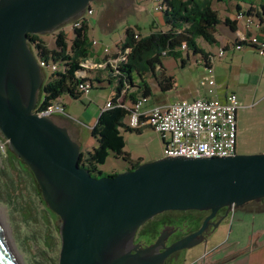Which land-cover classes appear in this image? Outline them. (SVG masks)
Here are the masks:
<instances>
[{
	"label": "water",
	"instance_id": "water-1",
	"mask_svg": "<svg viewBox=\"0 0 264 264\" xmlns=\"http://www.w3.org/2000/svg\"><path fill=\"white\" fill-rule=\"evenodd\" d=\"M98 1L0 0V133L61 220L59 264H164L170 255L203 243L199 236L221 210L264 199V153L163 157L103 177L81 167L80 144L68 129L35 112L44 72L30 36L55 34ZM171 211L210 215L196 233L152 257V249L135 244L136 235ZM0 264H22L1 222Z\"/></svg>",
	"mask_w": 264,
	"mask_h": 264
},
{
	"label": "rangeland",
	"instance_id": "rangeland-1",
	"mask_svg": "<svg viewBox=\"0 0 264 264\" xmlns=\"http://www.w3.org/2000/svg\"><path fill=\"white\" fill-rule=\"evenodd\" d=\"M110 0H101L92 4L95 9V19L101 17L104 11V5L108 6ZM247 2L248 0H242ZM111 11L112 17L117 18L116 28L108 35H104L101 27L97 25L96 37L106 39L108 44L114 49V42L126 36V28L137 27L140 24V31L148 33L150 27L146 24V17L139 16L132 9L120 11L124 0L113 2ZM112 7V6H110ZM213 8H218L217 3ZM67 29L74 34L73 24L65 25L61 29ZM60 29V30H61ZM169 29V27H168ZM167 28L162 31H167ZM217 42L209 44L203 39L198 40V44L205 52L215 56L213 61V71L208 74V69L203 65L202 55H194L190 52V62L188 68L176 74L174 78L177 81L176 89L167 93H159L151 97L152 103L158 105H172L182 100L192 101V92L196 90L227 92L236 94L240 102L238 111V138L237 154L238 155H256L264 153V81L259 85V78L263 71L260 70L254 83L248 85L247 82L240 81L241 73H247V67L250 63H259L264 67V55L259 52H248L243 55L235 51L233 45L236 43L233 38V32L223 24L217 27ZM55 34L41 35L40 38L47 44L50 49H55ZM107 36V37H106ZM226 38L231 39L233 43L226 49L224 55H220L221 49H225ZM69 45L71 39L69 38ZM186 56V55H185ZM165 58V57H164ZM163 58V59H164ZM244 62L242 63L241 61ZM172 59L166 58V61ZM202 64V65H201ZM169 67V65H168ZM179 67L181 63L179 62ZM170 68V67H169ZM181 69V68H179ZM180 71V70H178ZM51 71L44 72V83ZM212 77L215 82L214 87H209L203 83L205 77ZM135 79L139 77L135 75ZM150 80V78H148ZM256 84V85H255ZM156 86L154 85V88ZM108 90L93 89L90 96L107 95ZM180 95V96H179ZM88 97L83 99H74L69 94H64L59 98V102L66 106V116L71 120H76L83 127L84 121L82 115L88 105ZM90 98V97H89ZM42 99V92L39 94V103ZM63 118L55 115L54 119ZM84 128L85 139H89V132ZM143 133L127 132L121 129L125 138L126 150L132 153L134 157H141L145 162H151L165 157V143L163 137L155 132L153 128L146 127ZM128 166V163L122 159H117L111 155L108 159L107 169L122 168ZM122 170V169H121ZM108 176V175H105ZM264 203V201L262 202ZM0 209L6 219L7 225L11 230L12 241L16 258H19L22 264H59L61 251L60 225L61 220L53 211H51L42 198L39 186L29 168L20 160L9 148L8 141L0 133ZM197 213L188 212L186 216L196 215ZM177 216V214L172 213ZM181 215V214H180ZM164 216V215H163ZM223 235L218 241H206L201 246V257L204 252H211L218 245H232L236 240L245 242L249 240L252 232L264 230V214H255L245 207L237 208L219 227ZM11 242V241H10ZM12 243V242H11ZM191 250L181 252L188 256V259L181 264H197L198 253L194 257L188 254Z\"/></svg>",
	"mask_w": 264,
	"mask_h": 264
},
{
	"label": "trees",
	"instance_id": "trees-1",
	"mask_svg": "<svg viewBox=\"0 0 264 264\" xmlns=\"http://www.w3.org/2000/svg\"><path fill=\"white\" fill-rule=\"evenodd\" d=\"M213 1L163 0L165 10L162 14L166 25L169 27L167 31L157 30L142 35L138 27H128L125 32L126 39L123 48L129 49L130 54L128 55V62L118 69L113 79L116 89L112 101L116 102V99L123 92H125V100L130 103H135L136 97L139 95L142 98L153 97V91L148 82L150 76L156 80L161 92L171 91L175 85V80L173 77L164 75L165 68L162 64L164 57L174 58L181 63V66L185 67L188 60L187 56L192 52L194 55H202L203 65L209 68L211 54L206 53L199 46L198 40L203 39L209 44L216 43V29L221 24L230 26L235 31L234 25L229 19L222 21L218 11L213 8ZM217 1L222 3L229 0ZM246 3H249V0ZM261 10L264 11V5H262ZM238 12H242V10ZM244 12L247 17L257 18L262 28L264 21L261 14L258 13L256 17L252 7ZM73 31L75 37L69 45L67 34L65 31L59 30L55 35V49H50L39 35L30 36L31 43L36 44L38 58L46 63L60 66V71L52 72L50 76L46 77L48 81H45L41 91L40 106L42 108L59 100L64 94H69L74 99L80 98L76 92L78 86L76 74L81 70V64L89 55L88 20L84 19L81 27L75 28ZM137 35L138 38H136ZM259 40L264 43V39ZM183 45L186 46L185 50L182 49ZM135 75L139 77L137 86L134 85ZM110 82L113 84V81ZM132 88H136L135 93H130ZM128 114V109L116 104L103 111L99 116L91 131L98 146L92 152L82 154L80 161L81 167L87 169L93 177L104 176L99 167L107 162L110 155L127 162L131 170L138 168L143 163L142 160L133 161L131 155L125 152L126 143L121 129L127 132L142 133L140 128L130 129L126 125L125 121ZM263 201L264 199L251 202L244 207L253 213H261L264 212ZM224 210H221L219 214H223Z\"/></svg>",
	"mask_w": 264,
	"mask_h": 264
},
{
	"label": "crops",
	"instance_id": "crops-1",
	"mask_svg": "<svg viewBox=\"0 0 264 264\" xmlns=\"http://www.w3.org/2000/svg\"><path fill=\"white\" fill-rule=\"evenodd\" d=\"M124 1H125V5L119 8V10L126 11L127 9L133 8L137 12V14L141 16L140 17L141 19L142 17H146L145 22L150 27V30L147 34H149L152 31L164 30L166 28L168 29V26L166 25L164 21L163 14L155 11L154 9L155 5L152 1H149V0H124ZM113 2L114 1L110 0L107 7L106 5H104V11L102 12L101 17L99 18L97 17L96 19L94 17L88 18L89 55L84 61L90 67L94 68V70L91 71L92 75L96 78L97 82H99L101 85L100 87H97V89L108 90L109 91L108 94L103 95V96H101V94L90 96L89 94V97H90V98L88 97L89 102L85 108L84 114L82 115L83 121L85 123L84 124L85 127H83L82 125L80 126L76 120H71L68 116L60 115L63 118H59V120H55L53 118L54 121L58 125L68 129L72 139L80 144L82 154L92 152L98 146V143L96 139L92 136L91 131L93 127L96 125L101 113L107 109L106 105L115 95V89H116V86L113 80L116 75V72L114 69L115 66L113 65V63H110V61L114 59L115 60L119 59L122 53L125 52V49L123 48V44L125 42L126 36L114 42V45H115L114 49L110 46V44H108L106 39L96 37L97 25L101 27V30L104 35L110 34L116 28L117 18L114 16L112 17V15L110 14L114 7ZM215 2L217 3V6H218V8H215V10L218 11L219 16L222 19V21L224 22L226 19H229L233 23L234 25L233 27L235 31H233L230 26H227L224 24L223 25L226 28L229 27L230 30L233 32V38L236 43L242 34H246L251 37H258L261 40L264 39V30H263L264 25L261 28L257 18H253L250 28L247 27V21L245 19L238 20L236 18L238 11L240 10L248 11L250 7H252V9L254 10L253 12L254 15L256 16L258 13L261 14L263 21H264V11L261 10L262 5H264V0H249V3L242 2L241 0H229L228 2L220 3L217 0H214L213 4ZM136 26L140 29V24H137ZM61 30L65 31L68 39L70 38L71 41L74 39L75 35L68 32L67 29L64 28ZM216 31L218 32L217 29ZM140 32L137 31V33H140ZM141 34L147 35L146 33H143V32H141ZM93 40H96L97 44L94 45L92 43ZM225 40H226L225 49H227L233 43L231 42V39L229 38H226ZM236 43L233 45V48L235 51L240 52L241 55H243L244 52L245 54H247L248 52H252V54L253 52H258L252 47H244L243 49L238 50L235 48ZM104 47H108L110 49L111 51L110 56L106 57L104 55V51H103ZM187 57H188V60H187V64L185 67L183 66L179 67V61L174 58L165 57L164 59H162V64L165 68L164 75L175 78L176 74L184 72L188 68V64L190 62V53ZM166 58H170L172 60L171 61L169 60L167 62ZM242 59L243 61L241 62L243 63L244 58ZM258 64L259 63H250L249 67H247L248 72L241 73L242 77H240L237 83H240V81L247 82L248 85H250L251 83H254L253 80H255L260 70L262 69L263 71V68H264ZM168 65L170 68L168 67ZM207 71H208V74H211L209 69ZM262 74L263 75L260 76L259 78V82H258L259 85L264 81V71ZM207 78H212V77L210 75V77H205L204 79H207ZM110 81H113V84ZM148 82L152 88L153 96H157L161 92V90L156 80L150 76V80H148ZM138 84H139V80H135L134 85L137 86ZM154 85L156 86L155 88H154ZM176 85H177V81L175 82V85L172 90L177 88ZM210 90L208 92L205 90H203V92H201V90L193 91L192 92L193 94L191 97H193V100L219 99L221 101H224L226 98V95L228 94L227 92H222V91L214 92L213 90H212L213 92L211 93ZM135 92H136V88H132L130 90V93H135ZM141 98L142 96L139 95L138 97H136V101ZM154 106H165V105H158L157 103H152L151 98H148V102L144 105L143 110L150 109ZM125 123L127 125V119ZM146 127H149V126L144 125L140 128L142 133L144 131L143 129ZM84 128L85 130L88 129L87 131L90 134L89 139L88 138L85 139ZM237 138H238V135H237ZM125 152L131 155V159L133 161L142 160L143 163H145L143 158L134 157L132 153H129L126 150V148H125ZM107 163H108V160L104 165L99 167V170L104 174V176L119 174V173L129 170L130 168V165L128 164V166L122 167V168L116 167V168L107 169L106 167ZM255 214H264V212L255 213ZM222 235H223V232L222 231L220 232V230L218 229L213 233V236L211 239L213 241H218V239ZM201 251L202 249H199L198 251L199 256L201 255L200 254ZM203 257H204L203 260L197 264H264V230L257 232V233L252 232L249 240L245 242L236 240V242H234L232 245L225 246L223 244H220L216 248H214V250H212L211 252H204Z\"/></svg>",
	"mask_w": 264,
	"mask_h": 264
},
{
	"label": "built area",
	"instance_id": "built-area-1",
	"mask_svg": "<svg viewBox=\"0 0 264 264\" xmlns=\"http://www.w3.org/2000/svg\"><path fill=\"white\" fill-rule=\"evenodd\" d=\"M155 5L154 9L162 13L164 8L163 0H149ZM95 9L92 4L88 7L83 17L74 21L73 30L80 28L84 19L92 17ZM238 20L245 19L247 27L250 28L253 19L246 16L244 11L238 12ZM139 36L137 35L136 38ZM92 43L97 44L96 40ZM32 50L38 58L36 44H31ZM244 47H252L264 55V43L258 37H251L242 34L237 41L235 48L238 50ZM257 47V48H255ZM182 49H186L183 45ZM104 55L110 56L111 51L104 47ZM226 49H221L220 55H224ZM124 52V51H123ZM129 49H125L119 59L111 60L115 66V72L127 63ZM39 60L42 71L50 70L51 72L60 71V66L53 63H46ZM210 73L213 71L212 63L215 56L210 57ZM94 68L86 62L81 64V70L77 72L78 86L76 92L79 99L89 96L91 91L100 87V83L92 75ZM203 83L209 87H214L215 82L212 78L204 79ZM212 93L213 91L210 90ZM148 98L138 99L135 103L125 100V92L113 102L112 99L107 103L106 108L121 105L128 109L127 126L130 129H139L142 126H149L155 132L160 134L165 143V157H186V158H224L237 154V135L238 119L237 114L240 108V102L236 94H227L224 101L219 99H196L193 101L182 100L169 106H154L150 109L143 110ZM40 116L54 118L55 115L66 116V106L57 101L51 102L47 107L42 108L40 103L36 110Z\"/></svg>",
	"mask_w": 264,
	"mask_h": 264
},
{
	"label": "flooded vegetation",
	"instance_id": "flooded-vegetation-1",
	"mask_svg": "<svg viewBox=\"0 0 264 264\" xmlns=\"http://www.w3.org/2000/svg\"><path fill=\"white\" fill-rule=\"evenodd\" d=\"M112 1L115 2L118 0ZM236 209L237 208H233L229 212L227 209H225L223 214L218 213L217 217L212 220V224L210 223L208 230H206L202 236H199L202 242L212 240L211 238L213 236V233L218 230V228L214 229L213 224L217 223L228 213L227 217L221 222L222 224L231 214L235 212ZM188 212L197 214L186 216L185 213ZM188 212L171 211L156 216L139 229L135 238V244L139 245L140 249L143 250L152 249L151 256H157L158 254L164 252L166 248L200 230L204 221L210 215V212ZM172 213L177 214V216L172 215ZM201 246L202 243L195 249L191 250L188 253L190 257L196 256L197 254L194 253H198L199 249H201ZM183 251L185 250H181L170 255L165 260L164 264H181L182 262L187 260L188 256H186L185 253L181 254V252ZM196 258H198L197 263H199L203 260L204 257L198 256Z\"/></svg>",
	"mask_w": 264,
	"mask_h": 264
},
{
	"label": "bare ground",
	"instance_id": "bare-ground-1",
	"mask_svg": "<svg viewBox=\"0 0 264 264\" xmlns=\"http://www.w3.org/2000/svg\"><path fill=\"white\" fill-rule=\"evenodd\" d=\"M2 214H3V211H2V209H0V222H1V225L5 228V231L7 232L8 236L10 238V241L13 244L11 230H10L9 226L7 225L5 217Z\"/></svg>",
	"mask_w": 264,
	"mask_h": 264
}]
</instances>
